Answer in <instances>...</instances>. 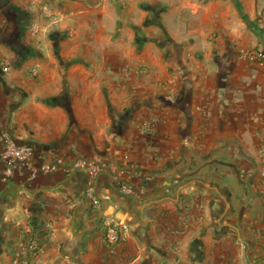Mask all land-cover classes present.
<instances>
[{"label": "crops", "instance_id": "crops-1", "mask_svg": "<svg viewBox=\"0 0 264 264\" xmlns=\"http://www.w3.org/2000/svg\"><path fill=\"white\" fill-rule=\"evenodd\" d=\"M144 2L171 27L138 39ZM241 47L264 49V0H0L3 126L38 167L108 164L6 181L0 160V264L29 235L38 264H264V65Z\"/></svg>", "mask_w": 264, "mask_h": 264}, {"label": "built area", "instance_id": "built-area-1", "mask_svg": "<svg viewBox=\"0 0 264 264\" xmlns=\"http://www.w3.org/2000/svg\"><path fill=\"white\" fill-rule=\"evenodd\" d=\"M41 16L46 18H54L55 13L49 5L41 6ZM32 31H36V26L32 27ZM239 56L248 62L264 65V49L245 48L239 49ZM147 71L145 67L138 69L139 74ZM34 76L38 75V69L32 70ZM154 122H144L141 130H150ZM34 147L30 144H19L13 133L5 128L0 117V160L5 165L4 180H9L16 173L28 172V180H34L39 174H52L60 171L70 176L76 171L87 173L91 178L95 179L104 171L108 164L99 158L79 157L71 162H67L63 157H57L54 161L36 166L34 164ZM264 176V171L262 173ZM119 190L124 194H134L135 188L131 184L121 183ZM86 196L93 201L97 200L92 188L88 189ZM107 240L110 243H118L121 240V232L115 225H108L106 231ZM42 246L37 236L29 235L21 248L14 254L11 264H38V257L41 253Z\"/></svg>", "mask_w": 264, "mask_h": 264}, {"label": "rangeland", "instance_id": "rangeland-1", "mask_svg": "<svg viewBox=\"0 0 264 264\" xmlns=\"http://www.w3.org/2000/svg\"><path fill=\"white\" fill-rule=\"evenodd\" d=\"M132 17L133 23V32L138 39L144 38V30L139 28V24L141 23L144 27H162L163 22L164 24L167 23L171 27V18L169 20H164L162 18V13L159 11L157 6L153 4V2L143 3L141 5H137L131 9L130 13ZM167 25V26H168ZM142 26V27H143ZM168 26V27H169ZM165 27V26H164ZM154 36L158 35L154 29L151 32ZM11 264V262H10Z\"/></svg>", "mask_w": 264, "mask_h": 264}, {"label": "trees", "instance_id": "trees-1", "mask_svg": "<svg viewBox=\"0 0 264 264\" xmlns=\"http://www.w3.org/2000/svg\"><path fill=\"white\" fill-rule=\"evenodd\" d=\"M29 211L32 214V228L33 230H37L38 228H40L37 225V222H41L43 223V219H42V213H43V208L41 206H36L35 204L31 205L29 207Z\"/></svg>", "mask_w": 264, "mask_h": 264}]
</instances>
